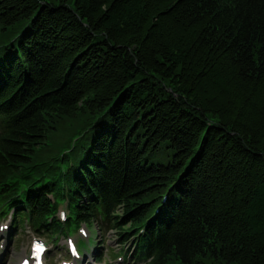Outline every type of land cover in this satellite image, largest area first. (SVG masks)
<instances>
[{"label": "trees", "instance_id": "1", "mask_svg": "<svg viewBox=\"0 0 264 264\" xmlns=\"http://www.w3.org/2000/svg\"><path fill=\"white\" fill-rule=\"evenodd\" d=\"M3 217L264 264V0H0Z\"/></svg>", "mask_w": 264, "mask_h": 264}, {"label": "rangeland", "instance_id": "2", "mask_svg": "<svg viewBox=\"0 0 264 264\" xmlns=\"http://www.w3.org/2000/svg\"><path fill=\"white\" fill-rule=\"evenodd\" d=\"M160 158L163 161L167 159L165 154ZM64 207L65 204L62 205V209ZM5 217L0 218V264H17L21 259L27 258L32 243L36 239L40 242H46L48 245L41 264H75L81 262L84 264H140L139 262H133L130 257L131 244L129 242L122 244L118 240L116 229L100 230L95 222L92 223L93 228L88 230L83 228L84 231H82H86L87 236L88 234L92 236L94 242L88 244L89 246L87 245V251H82V254L86 253L84 258L87 260L82 258L76 260L73 259L74 254H72L73 257H70L67 253L69 242H71L67 237L61 236L56 242H53L44 235L35 233L29 227L16 231L13 226V229H10L11 220ZM70 237L77 240L76 244L79 245L80 237L78 233ZM83 240L86 243L88 242L86 239ZM122 250L125 252L123 253Z\"/></svg>", "mask_w": 264, "mask_h": 264}, {"label": "snow or ice", "instance_id": "3", "mask_svg": "<svg viewBox=\"0 0 264 264\" xmlns=\"http://www.w3.org/2000/svg\"><path fill=\"white\" fill-rule=\"evenodd\" d=\"M35 248H36V250H37V252H41V251H43L44 249H43V245L42 244H35ZM26 264H27V262H26Z\"/></svg>", "mask_w": 264, "mask_h": 264}, {"label": "bare ground", "instance_id": "4", "mask_svg": "<svg viewBox=\"0 0 264 264\" xmlns=\"http://www.w3.org/2000/svg\"><path fill=\"white\" fill-rule=\"evenodd\" d=\"M84 259L87 260L86 258H84ZM20 261H21V260H20ZM79 264H84V263L81 262V263H79Z\"/></svg>", "mask_w": 264, "mask_h": 264}]
</instances>
